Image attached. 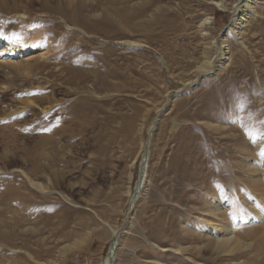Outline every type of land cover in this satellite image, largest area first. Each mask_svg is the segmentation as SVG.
Instances as JSON below:
<instances>
[{
    "label": "rangeland",
    "instance_id": "1",
    "mask_svg": "<svg viewBox=\"0 0 264 264\" xmlns=\"http://www.w3.org/2000/svg\"><path fill=\"white\" fill-rule=\"evenodd\" d=\"M219 1L0 0V36L41 46L0 61V264H101L113 228L115 264L264 261V0L239 32ZM231 218L243 249L216 254Z\"/></svg>",
    "mask_w": 264,
    "mask_h": 264
},
{
    "label": "bare ground",
    "instance_id": "2",
    "mask_svg": "<svg viewBox=\"0 0 264 264\" xmlns=\"http://www.w3.org/2000/svg\"><path fill=\"white\" fill-rule=\"evenodd\" d=\"M66 2H67V4H69L70 7H72L76 4L75 0H66ZM66 2H64V3L66 4ZM251 3H255V0H240V1L233 4L232 9L234 12V18H232V23L234 26L232 27V30H234L235 32H239L238 29H240L243 26V22L246 20V17H248L247 11H248V8L250 7ZM217 4L223 8L227 7L224 5L227 3H223V0L217 2ZM78 7H79V5H78ZM159 7L162 8L163 6H159ZM122 12L124 13V10ZM123 13H122V15H124ZM70 16H71V19L75 22H76V19H79L76 15L72 16L70 14ZM235 16H237V17H235ZM128 19L129 18H127V20ZM122 20H124V19H122ZM206 20H208V19H206ZM66 26L68 28H71L69 25H66ZM221 40H222L221 42H219V41L217 42L216 39L214 40L216 52L213 55H211L210 57H207L206 60L198 67L199 71L202 75L208 74L211 71V69H214L215 62H216L217 58L221 57L222 55L227 54L228 44H227V37L225 34L222 36ZM10 42H12V44L14 46L12 44L8 45V43H10ZM39 49H41V46L34 44L32 41H30L26 44L16 45L15 42L11 41L10 38L0 36V61H1V58L7 59V57H12V58L20 57V59H23L24 56L30 54L31 52H33L35 50H39ZM100 66L108 68L107 64L99 62L98 66H95L92 68L93 72L95 73L96 70L98 69V67H100ZM108 70L113 76L114 72L112 71V69L108 68ZM189 84H192V82L186 83V85H189ZM111 85H112L111 82L108 81V86H111ZM83 87H85L86 90L92 91L91 85H83ZM91 100L92 99H87V100L83 101L81 104V107H82L81 109L85 113H90V111L93 110V108H92L93 100L92 101ZM157 119H158V116L155 118L154 125L148 133L147 141L143 142L141 156L139 159L140 164H141L139 180L137 181V185L135 187L136 188L135 193L132 194V197L130 200L131 207H134L133 205H135L137 203L138 198L141 195V190L143 189L144 184L146 182L147 173H148L147 166H148V160H149V148L148 147H149L151 133L155 128ZM256 170H257V168H256ZM210 202H216V206L211 205L212 206L211 211H214L216 213V215L214 214L215 216L218 217L220 214L223 213V204L221 202H218L217 198L211 199ZM252 204H253V202H252ZM258 205H260V204H258ZM131 207H130V211L132 210ZM256 209L257 210L254 213L250 214V216L246 218L248 220H246V221L244 220L245 224L252 225L255 222L259 221L261 219V217L264 215V207L263 206H258ZM220 211H222V212L220 213ZM234 225H235V221L233 220V218H231L230 222L226 221V222H223L220 224L215 223L216 229H218L219 231H222L223 236L220 237L218 235V232L215 234L216 238L214 237L215 239L212 240V247H213L212 252H216V254H223V253L224 254H226V253L232 254V253H236L238 250L240 251L243 249V246H241L239 244V241H237L236 238L234 239L232 236V234H233L232 232L234 231V229H232V227ZM201 227L202 226L199 225L196 227V229L200 230ZM218 230H216V231H218ZM119 231H120V229L113 228L112 243L109 247V251H108L107 255L105 256V258L103 259L101 264H115L117 249H118V246L121 242V239H120L121 238V236H120L121 232H119ZM114 245H115V247H114ZM239 246H240V248H239ZM239 251H238V253H239ZM245 264H264V261L263 262L262 261L261 262H254V261L253 262H246Z\"/></svg>",
    "mask_w": 264,
    "mask_h": 264
},
{
    "label": "water",
    "instance_id": "3",
    "mask_svg": "<svg viewBox=\"0 0 264 264\" xmlns=\"http://www.w3.org/2000/svg\"><path fill=\"white\" fill-rule=\"evenodd\" d=\"M226 28H227V27H226ZM224 31H225V30H224ZM224 31H223V32H224ZM223 32H222V33H223ZM121 231H122V228H120V231H119V232H121ZM114 247H115V245H114Z\"/></svg>",
    "mask_w": 264,
    "mask_h": 264
}]
</instances>
